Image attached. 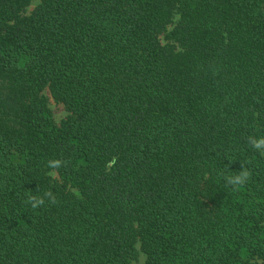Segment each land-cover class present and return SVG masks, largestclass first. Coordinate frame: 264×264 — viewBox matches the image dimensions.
I'll return each mask as SVG.
<instances>
[{"label": "trees", "instance_id": "obj_1", "mask_svg": "<svg viewBox=\"0 0 264 264\" xmlns=\"http://www.w3.org/2000/svg\"><path fill=\"white\" fill-rule=\"evenodd\" d=\"M32 1L0 0V264H264V0Z\"/></svg>", "mask_w": 264, "mask_h": 264}, {"label": "clouds", "instance_id": "obj_2", "mask_svg": "<svg viewBox=\"0 0 264 264\" xmlns=\"http://www.w3.org/2000/svg\"><path fill=\"white\" fill-rule=\"evenodd\" d=\"M248 144L254 150L264 155V136H261V137L249 136ZM112 162L115 163V158H113ZM61 166H62L61 160L59 159L50 160L48 162V168L50 169V171L48 172V175L51 177H54L55 170L59 169ZM250 176H251V173L245 168L239 173L229 172L223 178L225 179L226 184L229 186H234L233 190L236 191L241 186L247 183ZM45 197L49 198L52 203H56L55 196L50 191L45 192L43 196L28 195L25 203L30 204L33 209H36L45 204Z\"/></svg>", "mask_w": 264, "mask_h": 264}, {"label": "rangeland", "instance_id": "obj_3", "mask_svg": "<svg viewBox=\"0 0 264 264\" xmlns=\"http://www.w3.org/2000/svg\"><path fill=\"white\" fill-rule=\"evenodd\" d=\"M42 0H33L31 2V4L25 9V13L28 15V14H31L41 3ZM179 19V15H177L175 18H174V23L172 26H170L169 28V31H171L176 22L178 21ZM161 40L163 42V44H168V43H171L170 39L167 37V34H163L161 36ZM45 95L48 99V102H49V107L51 108L52 112H53V116H54V119L55 121L59 124L61 123V121L66 118L67 116V110L64 106V104L62 102H59L57 101L51 94V92L49 90H46L45 91ZM54 179H58V176L55 174V176L53 177ZM145 256L144 255H141L139 257V260L136 261L138 264H144L145 263Z\"/></svg>", "mask_w": 264, "mask_h": 264}]
</instances>
